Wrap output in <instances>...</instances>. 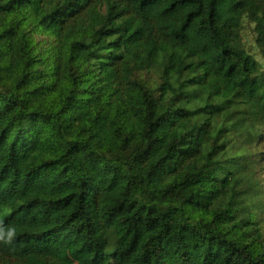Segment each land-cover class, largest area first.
<instances>
[{
  "label": "trees",
  "instance_id": "16d2710c",
  "mask_svg": "<svg viewBox=\"0 0 264 264\" xmlns=\"http://www.w3.org/2000/svg\"><path fill=\"white\" fill-rule=\"evenodd\" d=\"M0 227V264H264V0H0Z\"/></svg>",
  "mask_w": 264,
  "mask_h": 264
},
{
  "label": "rangeland",
  "instance_id": "374dc122",
  "mask_svg": "<svg viewBox=\"0 0 264 264\" xmlns=\"http://www.w3.org/2000/svg\"><path fill=\"white\" fill-rule=\"evenodd\" d=\"M252 27L253 25L250 22H247L246 28L244 30L245 41L248 48H250L252 52H254L259 58H261L260 51L253 40Z\"/></svg>",
  "mask_w": 264,
  "mask_h": 264
},
{
  "label": "clouds",
  "instance_id": "9594fccd",
  "mask_svg": "<svg viewBox=\"0 0 264 264\" xmlns=\"http://www.w3.org/2000/svg\"><path fill=\"white\" fill-rule=\"evenodd\" d=\"M16 235V229L14 227H0V243H11Z\"/></svg>",
  "mask_w": 264,
  "mask_h": 264
}]
</instances>
